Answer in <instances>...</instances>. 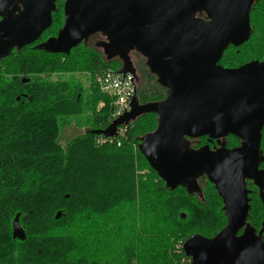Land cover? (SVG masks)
<instances>
[{"label": "trees", "instance_id": "trees-1", "mask_svg": "<svg viewBox=\"0 0 264 264\" xmlns=\"http://www.w3.org/2000/svg\"><path fill=\"white\" fill-rule=\"evenodd\" d=\"M65 1L54 0L52 24L36 43L0 60V264H190L183 243L193 235L212 238L224 227L222 201L204 177L197 193L166 189L138 151L139 140L156 129L153 114L129 125L120 146L96 145L94 132L109 126L112 102L92 80L84 100L79 82L49 76L82 71L93 77L122 66L84 43L68 55L35 49L63 25ZM249 16L250 38L223 52L222 68L264 64V0L255 1ZM137 96L139 104L157 102L166 90L155 80ZM88 111L96 117L87 118ZM72 122L85 131L62 146L60 133ZM260 153L264 168V128ZM248 200L246 223L261 229L264 204L250 191ZM16 215L24 241L12 237Z\"/></svg>", "mask_w": 264, "mask_h": 264}, {"label": "water", "instance_id": "water-1", "mask_svg": "<svg viewBox=\"0 0 264 264\" xmlns=\"http://www.w3.org/2000/svg\"><path fill=\"white\" fill-rule=\"evenodd\" d=\"M255 1L66 0L61 29L35 46L47 54L68 55L100 34L106 39L101 45L105 59H117L120 74L134 76L131 52L145 60L149 74L166 90L165 98L139 104L134 95L128 112L94 134L116 138L120 127L153 114L156 129L139 140L138 151L166 189L197 193L201 177L215 188L226 223L212 238L193 235L183 243L190 264H264L262 231L257 236L246 223V180L260 189L264 185V171L259 170L264 64L252 61L236 69L218 64L228 47H240L250 38ZM54 11V0H0V60L36 43L50 28ZM229 136L240 146H190V140L219 142ZM18 217L12 237L24 241Z\"/></svg>", "mask_w": 264, "mask_h": 264}, {"label": "rangeland", "instance_id": "rangeland-1", "mask_svg": "<svg viewBox=\"0 0 264 264\" xmlns=\"http://www.w3.org/2000/svg\"><path fill=\"white\" fill-rule=\"evenodd\" d=\"M200 16H203L202 18H204L205 16L204 15H200ZM199 16V17H200ZM62 27V26H61ZM61 27L59 29H61ZM58 29V30H59ZM57 30H56V33L54 36H56L57 34ZM106 42V41H105ZM84 48H88L98 54H100L101 58L105 61V57L103 56V53H102V50L100 48H97L93 43H90L87 44V45H82ZM129 58L132 62V65L135 69V73H136V78H135V87H136V97H138L137 95L139 94V89L140 88H146V90H151V87H153L154 83H155V80H149L150 79H154V76L150 75L149 74V71L148 69L146 68L145 66V60L136 52H131L129 54ZM72 59H68V61L63 58V62L65 63H69V61H71ZM65 63V64H66ZM111 63H119V61L117 59L113 60ZM110 64V63H109ZM68 72H63V73H53L49 76L50 79H56V77H59L61 75H64L65 77H71L72 79H74L76 82H79L80 85L82 86V89H83V96H84V100L86 99V97H88L87 94H90V90H89V86H90V80H91V75L90 74H87V73H84L82 71H78V72H71L72 74L71 75H67ZM105 96H107L106 94H103ZM106 98H108L111 102V98L109 96H107ZM110 105L112 106V103H110ZM103 106V103L102 102H99L96 107V112H99V110H101ZM96 112L94 111V113L96 114ZM94 114L88 111L86 112V117H96ZM156 117V116H155ZM156 120V118H155ZM110 121H111V116H109V120H108V123L110 124ZM75 122H76V119H75ZM87 124V122H86ZM72 127H68L67 129L63 130L61 133H60V139H59V143L64 146L68 140H70L72 137L76 136L77 134L79 133H83L85 130L83 126H85L84 124H81V125H75L74 122H72L71 124ZM198 140V139H197ZM197 140H190V146L192 149H199L201 147H204L203 145L204 144V141L202 140V143H197L198 141ZM231 139H226L225 140V144H228V146H233L234 143H231ZM201 144V146L199 147V145ZM96 145L98 147H102V146H105V145H115V144H112V143H109V142H106V143H103V144H99L96 142ZM197 145V146H196ZM224 146V144H223ZM227 146V147H228ZM115 147H118V146H115ZM135 148H136V145H135ZM225 148V147H224ZM211 150V149H210ZM200 179V178H199ZM181 218V217H180ZM186 218V215L183 216V218H181L182 220H184ZM106 256L105 259H108L110 260V258L104 254ZM123 258L124 256L123 255H119V260L118 261H123ZM114 259V258H113Z\"/></svg>", "mask_w": 264, "mask_h": 264}, {"label": "built area", "instance_id": "built-area-1", "mask_svg": "<svg viewBox=\"0 0 264 264\" xmlns=\"http://www.w3.org/2000/svg\"><path fill=\"white\" fill-rule=\"evenodd\" d=\"M91 80L102 94H106L112 100L113 112L110 123L129 111L130 100L136 93L135 78L133 75L106 72L91 77ZM127 127H120L117 130L118 136L116 138L106 139L99 137L97 143L103 144L109 142L120 146V138L125 135Z\"/></svg>", "mask_w": 264, "mask_h": 264}, {"label": "flooded vegetation", "instance_id": "flooded-vegetation-1", "mask_svg": "<svg viewBox=\"0 0 264 264\" xmlns=\"http://www.w3.org/2000/svg\"><path fill=\"white\" fill-rule=\"evenodd\" d=\"M106 41V39L101 36L100 34H95V35H92L91 37H89V39L85 42V45L89 44L90 43H93L97 48H101V45L104 44ZM102 53H103V50H102ZM104 56V54H103ZM105 57V56H104ZM115 60V59H114ZM258 62V61H257ZM228 138V137H227ZM226 138V139H227ZM220 140L219 142L217 141H213V140H208L206 137H202V138H199L197 141V143H202V140L204 141V144L203 146H207L209 149L211 150H216L218 148H220L223 144H224V147L226 149H230L232 150L233 148H237L239 147V144L237 145H233V146H228V144H225V140ZM240 143V142H239ZM222 144V145H221ZM199 145V144H198ZM197 146V145H196ZM201 146V144L199 145V147ZM228 146V147H227ZM259 170H262L264 171V168H262V166L260 167L259 166ZM246 188L248 191H250L251 193H254L257 195L258 197V200L261 202V204H264V198L262 200L261 196L264 194V185L262 186V188L260 189L259 187H257L253 181L251 180H246ZM249 202V201H248ZM247 221V220H246ZM249 227H251L253 230H254V233L255 235L259 236L260 234V231H262L261 235H260V238L263 242V245H264V230H263V224L261 226V229L257 228L256 226L252 227L250 224H247ZM243 231H244V228L242 230H240L238 233H237V236H240L241 234H243Z\"/></svg>", "mask_w": 264, "mask_h": 264}]
</instances>
